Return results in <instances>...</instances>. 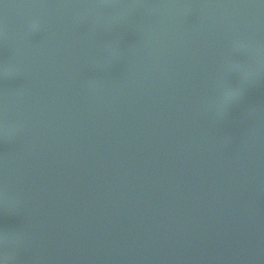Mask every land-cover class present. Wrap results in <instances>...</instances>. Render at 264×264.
<instances>
[{"label": "water", "instance_id": "water-1", "mask_svg": "<svg viewBox=\"0 0 264 264\" xmlns=\"http://www.w3.org/2000/svg\"><path fill=\"white\" fill-rule=\"evenodd\" d=\"M261 0H0L9 264H264Z\"/></svg>", "mask_w": 264, "mask_h": 264}, {"label": "clouds", "instance_id": "clouds-1", "mask_svg": "<svg viewBox=\"0 0 264 264\" xmlns=\"http://www.w3.org/2000/svg\"><path fill=\"white\" fill-rule=\"evenodd\" d=\"M260 6H264V0H261ZM9 259L7 235L5 233L3 245L0 247V264H9Z\"/></svg>", "mask_w": 264, "mask_h": 264}]
</instances>
